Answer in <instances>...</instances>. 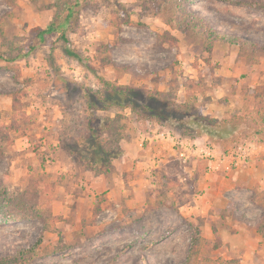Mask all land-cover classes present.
<instances>
[{
  "label": "rangeland",
  "instance_id": "1",
  "mask_svg": "<svg viewBox=\"0 0 264 264\" xmlns=\"http://www.w3.org/2000/svg\"><path fill=\"white\" fill-rule=\"evenodd\" d=\"M262 3L0 0V51L5 55L23 50L34 27L66 15L70 4L74 16L66 26V46L79 55L68 56L55 33L53 50L42 45L15 62L0 61V123H9L12 114L21 120L22 113L30 121L25 135L12 133L13 141L3 144L11 158L0 159V258L23 257L13 264H181L191 245L193 213L203 211L208 217L211 201L225 205L231 200L235 214L245 221L212 218L211 226L202 229L209 236L202 239L194 264L228 257L238 258L240 264H264V192L247 186L236 189L214 175L203 176L205 161L195 155L176 157L170 147L177 150L180 144L170 143L162 149L165 156L159 155L163 161L146 163L136 175L130 172L135 182L126 191L108 196V190L100 189L94 194L81 180L82 168L70 166L58 146L59 135L69 140L84 128L77 93L100 88L98 77L145 94L172 89L177 102L184 99L186 83L200 81L197 104L207 115L226 120L228 133L214 129V136L207 135L212 141L230 152L239 145L254 148L264 143V121L256 113V95L264 92V10L257 7ZM180 8H190L209 27L244 43L211 40L192 28L180 30L173 22ZM50 53L53 65L47 60ZM126 65L130 68H121ZM16 91L19 113L9 108L8 98ZM115 111L101 114L113 116ZM123 113L125 140L139 128L162 129L153 120L137 119L128 109ZM161 126L176 133L169 123ZM140 150L132 143V153ZM212 185L213 195L208 197ZM18 194L25 195L45 223L28 213H15L6 204ZM68 222L72 225L67 227ZM74 222L83 227L73 236ZM255 225L262 229L261 239L250 242ZM57 231L62 234L60 243ZM230 231L248 240L228 241V247L218 250L224 242L222 232ZM57 244L67 248L54 249ZM207 258L212 260L206 262Z\"/></svg>",
  "mask_w": 264,
  "mask_h": 264
},
{
  "label": "trees",
  "instance_id": "2",
  "mask_svg": "<svg viewBox=\"0 0 264 264\" xmlns=\"http://www.w3.org/2000/svg\"><path fill=\"white\" fill-rule=\"evenodd\" d=\"M236 2L239 4L244 3L241 1ZM71 4L66 7V15L59 16L58 20L52 19L44 27H34L35 34L23 50H17L14 54L8 55L0 51V61L15 62L16 60L30 56L42 45L48 44L51 50H53L54 40L51 37L55 33L57 34L56 39L63 40L65 43L63 46L64 52L68 56L78 58L79 55L69 46H66V26L69 19L74 16V9ZM257 7L264 10V3L259 4ZM173 22L182 31L192 28L211 40L221 39L231 43H244V40L238 36L221 33L209 27L206 21L200 15L190 10V8H180ZM47 60L50 65H53V55L51 53L48 55ZM121 68L128 69L130 67L126 65L121 66ZM98 79L101 81L100 88L94 90L86 89L83 92L77 93V99L83 106L84 128L80 130L79 134L72 136L69 140L62 135L58 137V146L65 150L70 162L69 164L72 167L87 169L95 175L107 174L112 171L114 161L120 158L124 151L122 141L125 138L126 129V122L124 120L126 115L123 113L125 109H128L137 119L153 120L160 125H167L169 123L179 135L184 137L195 138L203 134L212 137L214 136L213 134H216L215 130L228 133L226 127H224L226 123L225 119L204 114L202 108L197 104L196 91L200 89V81L190 80L186 83L184 99L177 102L172 89L167 92L156 89L145 94L142 90L134 87L119 85L102 77H98ZM263 95L264 92H259L256 95V113L261 121H264ZM11 97V110L12 112H18L16 111L19 110L18 92H13ZM112 109L116 110L113 116L101 114ZM18 116L19 118L21 117V120L12 114L9 123H0V159L11 158V155L9 156L3 148L4 142L8 144V142L13 141L12 138L14 137L11 134L15 133L23 136L29 130L30 121H27L28 117L23 113ZM20 122L22 123L20 124ZM24 125L25 127H23ZM6 204L15 213H28L42 219L44 222L43 217L40 216V213L34 209L23 194L8 198ZM257 231H262L260 226H257ZM55 233L58 235L60 243L62 234L59 231ZM190 236L191 245L188 255L186 260L181 264H194L195 257L197 254L199 255L197 251L202 241L200 229L193 225ZM58 245L53 248H57L58 250L66 247V244L62 245V247ZM33 249L31 247L25 252L28 253ZM17 259L20 260L23 257H1L0 264H13ZM205 260L207 262L212 259L207 258ZM213 264H240V260L238 258H216L213 260Z\"/></svg>",
  "mask_w": 264,
  "mask_h": 264
},
{
  "label": "crops",
  "instance_id": "3",
  "mask_svg": "<svg viewBox=\"0 0 264 264\" xmlns=\"http://www.w3.org/2000/svg\"><path fill=\"white\" fill-rule=\"evenodd\" d=\"M11 96L10 98L7 97L10 103V107H9L10 110H11V98H12ZM201 108L204 114L208 113V111L206 112L203 109V107ZM156 125L162 129L146 130L139 128L137 129L136 131L137 133L135 136L128 137V140H125L124 138V142L122 143L124 149L123 154L120 158L114 161V168L112 169L111 172L102 175H95L94 173H92L87 169H82L81 171L82 174H84L83 175L84 179L81 178V180L84 182L83 184L87 185L86 186L87 191L95 194L98 193V190L100 189L108 190V196H112V195L114 196V194L117 191H121V189L123 192L126 191V188H129V185L135 182V179H133L130 175L131 171L136 175L137 174L136 172H138V170L142 168V166H145V164L148 162L152 164L156 163L157 165V162H159L160 160L163 161V158H161L159 155L165 156V153L162 152L163 151L162 149L165 148V144L171 143L174 145L177 143L180 144V147H178L179 149L175 150L174 148L170 147V150H172L173 154L175 153L176 157H179V155H181L188 158L190 157V155H195L202 158L205 161L204 165H206V167L202 172V175L204 174L203 176L209 177V175H214L219 179V181H223L224 183H226L227 181L231 183L232 186L236 189L245 188L247 186L251 189L254 188L253 189L254 191L258 190L260 192H264V143L263 142H260L257 145L255 144L253 146L254 148L245 147L247 154L245 158L242 161H240L236 166H232L231 169L224 170L222 168V163L224 161L225 162L229 161L230 154L232 153L230 152V150L225 151L223 148H220L219 145H217L216 142L212 141V139H210L207 135H200L195 138L184 137L179 134L177 136L176 134L177 132L174 133L171 132L170 130L163 129V127L159 124ZM132 143H135L136 147L137 144H139L141 147L140 150L141 152L138 151L136 153L135 152L132 153L131 152ZM144 145H147V147H144ZM232 146L233 145H231V147ZM208 149L211 150V154H212L211 156L206 155ZM152 156H156L158 158V161H155L152 158ZM208 167H210L211 169L209 170ZM214 169H216L217 172H214L213 174L212 170ZM208 183L211 185V180ZM213 185L210 186V190L208 191V194L206 196L212 197L213 194L211 193L214 190L212 189ZM251 189H249L250 192H252ZM78 198L82 199L83 197H78ZM74 200H76L75 197ZM78 203H81V205L85 204L84 202L81 201ZM232 203L233 201L231 200H228L225 203V205L223 203L216 204V202L211 201L212 205H210L208 208V214H207L208 217H206V213L203 211L198 213L197 212L193 213L194 215V218H192L193 225L197 226L200 229V237L202 239H204L205 236L206 237L209 236V233L202 232V229L204 228V230H206L207 228H209V226H211L210 221L212 220V218L231 217L233 220L232 222L245 221L239 218L235 214L236 210ZM256 204L258 203L256 202ZM261 207L264 208V206ZM82 211H83V206H82ZM82 211L80 213H82ZM82 219L83 217L79 218L78 219L79 222L82 221ZM74 224L77 225H75V228L73 230H70L72 231L71 234L73 233L72 234L73 236L75 235V231L76 233L77 231L81 232L82 230L79 229L83 227L82 224L78 225L77 222H74ZM71 225H72L71 222L67 223V227ZM67 227L65 229L69 231ZM61 233L64 234L65 232L62 230ZM222 233L224 234V242L222 246L218 247V250L228 247L227 244L228 241H235L238 240L239 238H246V237H241V234L238 233L237 231L234 232L230 231L229 233L225 232L226 234L224 232ZM257 233L260 234V232L257 231V225H255L251 233L254 239H249V240L248 238L246 239L250 242L255 240V237L256 239H261L260 238L261 234L257 235ZM49 234H53V233H49ZM240 249H238V251ZM232 251H235V249ZM228 258H235V257H228Z\"/></svg>",
  "mask_w": 264,
  "mask_h": 264
},
{
  "label": "built area",
  "instance_id": "4",
  "mask_svg": "<svg viewBox=\"0 0 264 264\" xmlns=\"http://www.w3.org/2000/svg\"><path fill=\"white\" fill-rule=\"evenodd\" d=\"M207 156H211V150L208 149L207 153H206ZM246 150H245V147L242 146V145H239L236 150H234V152H232L230 154V159L229 161H224L222 163V168L224 170H229L231 169L232 166H236L240 161H242L245 156H246Z\"/></svg>",
  "mask_w": 264,
  "mask_h": 264
}]
</instances>
